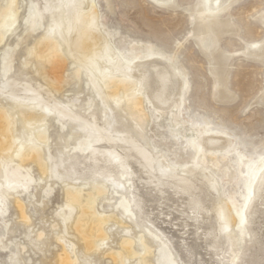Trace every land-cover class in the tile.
<instances>
[{"label":"bare ground","instance_id":"obj_1","mask_svg":"<svg viewBox=\"0 0 264 264\" xmlns=\"http://www.w3.org/2000/svg\"><path fill=\"white\" fill-rule=\"evenodd\" d=\"M18 1L0 0V41L18 20ZM220 2L223 3L224 0ZM217 8V0L195 2L190 22L197 21L196 25L200 28L197 35H193L198 38L194 41L200 49L204 47L199 40L203 29H206V34L220 31L219 23L209 21L223 14ZM30 9L31 12L40 14V18L37 16L30 19L33 24L31 27L46 15L49 16V26L44 29V36L30 49L37 52L35 69L48 85L59 90L67 83L70 76L65 74L66 62L67 57L72 58L76 64V75L80 70L87 72L91 85L105 108L110 107V102L116 109L123 108L124 103L127 115L135 122L138 132L144 126L149 110L153 111L155 119L167 111L168 119H171L168 133L177 141L179 137L184 138L185 147L190 149L193 158L199 154L201 157L209 154L216 163L227 160L234 175L241 177L245 197L249 198L250 193H257L256 197L258 196L261 184L264 183V159L260 154L253 158L238 150L236 146L227 143L228 136L223 130L214 132L210 129L209 122L194 124L187 120L190 128L186 135L179 133L185 124L180 120L179 114L184 110L182 103L186 94L183 80L176 76L177 70L155 50L153 44L136 42L132 46L127 42L128 47L114 45L110 39L114 35L98 19L99 13L94 0H36V4ZM205 20L208 23L204 24ZM225 34L231 35L226 31ZM252 43L259 44L257 41ZM258 51V48L245 42L242 54L254 57L253 54ZM214 52L215 55L209 53L206 57L213 61L211 66L218 70L223 63L228 64L231 53H226L222 48L218 51L215 49ZM31 54L32 52L27 55ZM6 63L9 67L10 59ZM213 79L212 87L217 95L221 84L214 75ZM97 82H102V85H97ZM38 88L31 82L18 78H12L0 87V96L9 101L8 106H0V217L6 212L3 200L18 193L17 188L23 187L30 177L27 168L15 159L19 158V162L34 160L44 174L48 172V176L68 183L65 192L69 215L62 214L64 220L69 219L75 213L74 205L78 208L73 227L83 241L84 250L88 252L77 251L75 254L73 249H65L56 264H79L78 258L89 261L85 256L100 248L108 239L111 229L109 226L112 224L100 218L96 210V197L105 193L107 183L121 188V178H125L127 182L126 194L133 210L143 222L149 223L164 237L174 254L173 260L176 259L178 264H212L206 254H224L227 250L226 239L230 237L226 232L235 222L227 201L212 203L203 198L201 187L185 175L173 173L174 168L167 169L165 159L133 140L125 130L115 128L113 123L116 121L110 120L112 123L100 127L95 114L88 113L85 117L75 115L67 106L50 99ZM224 89L220 91L221 94ZM174 109L177 110L176 113L173 112ZM51 114L57 115L68 126L70 137L87 136L88 143L81 145H85L88 150L85 158L90 163L86 169L91 174L84 175L80 170L76 171L72 162L68 161L70 158L62 151L66 148V141L54 155L46 153L37 145V141L43 145L48 140V135L33 131L32 128L46 125L47 117ZM203 171L206 177L211 178L209 173ZM91 176L95 177L92 182H100L91 186L88 192L79 189L83 185L78 183L79 180L84 181ZM216 183L217 181H211L210 186L216 189ZM18 207L24 215V206L18 203ZM246 213V218H249L250 213ZM24 218L29 221L27 217ZM259 222L261 227L264 226V219L259 218ZM246 224H251L250 219H247ZM249 231H253L255 235L253 245L248 244L247 247L250 251L247 261L252 263L257 243H264V227L262 230L252 228ZM64 244L69 246L70 242L64 240ZM132 245L133 242L123 240L120 246L124 251L110 256L120 264H125L124 260L128 256L136 255ZM144 264L151 263L145 261Z\"/></svg>","mask_w":264,"mask_h":264},{"label":"rangeland","instance_id":"obj_2","mask_svg":"<svg viewBox=\"0 0 264 264\" xmlns=\"http://www.w3.org/2000/svg\"><path fill=\"white\" fill-rule=\"evenodd\" d=\"M94 1L99 13L98 19L103 21L109 32L113 33L114 36H110V39L114 45L119 47H128L127 42L132 46L136 42H141L171 49L175 39L179 38L185 30L188 31L191 43L183 51L182 57L185 72L189 73L193 88L185 94L182 103L184 110L179 113L180 120L185 122L180 131L178 130L182 136H185L190 128L187 120L194 124L209 122V128L214 132L224 131L221 126L224 122L237 129L251 132L257 137L264 134V113L261 112L259 102L261 71L259 61L242 54L245 42L248 41L220 32L218 49L222 48L226 53H231V56L227 65L225 63L221 65L222 68L217 70L215 66H211L213 61L206 56L214 53L215 48L211 44L214 32L206 34V29H203V34L199 36L200 43L202 41L204 47L208 49V54L205 55L195 43L198 38L193 36L197 35L200 29L196 25L197 21L190 22L197 0H181L182 8L179 12L157 9L151 0ZM35 4L36 0L18 1L16 6L18 20L0 41V87L12 78L26 80L31 82L35 88L39 87L38 90L43 91L42 94L67 106L75 115L85 117L88 113L95 114L99 119L98 126L100 127L106 123H112L110 120L116 121L113 123L115 128L125 130L133 140L140 142L145 148L165 159L167 169L174 168L173 173L185 175L201 187L203 198L212 203L227 201L230 204L235 222L226 232V235L230 236L228 240L226 239L227 250L221 256L206 254L209 262L212 264H244L245 262V264H264V243H257L255 259L252 263L247 261L250 252L247 247L253 245L255 239L253 231L250 232L249 229L254 228L257 231L264 227L263 225L261 227V222H259V218L264 219V202L261 201L259 194L256 197L257 193H250L249 198L245 197L241 177L234 175L227 160H220L216 163L209 154L202 157L199 154L193 158L190 149L185 147V139L179 137L178 141L174 140L168 133V124L171 119H168L167 111L155 119L152 116L153 111L149 110L145 124L138 132L135 122L127 115L124 103L123 108L116 109L112 102L109 108H105L100 97L96 95L87 72L80 70V73L76 75V64L70 57H67L65 68V74L69 75L70 79L59 90L48 85L41 74L36 72L38 54L30 49L40 37L44 36V29L49 26V16L46 15L38 20L34 27H31L33 24L30 19L37 16L40 18L38 12V14L31 12L30 7ZM260 4L261 0H236L233 3L234 9H230L233 11V19L240 18L242 21H248L250 14L257 13ZM35 9L37 10L36 7ZM209 21L218 23L217 18ZM251 22L256 26L250 30L248 35L259 37L258 23L255 20ZM206 23L208 20H205L204 24ZM195 26L197 27L194 29ZM254 41L259 42V40ZM63 49L65 50V46ZM30 52H32L31 56L27 55ZM25 57H27L29 67L21 72L20 67ZM9 59L11 64L8 67L6 62ZM213 75L221 84L217 95L212 87ZM96 84L102 85V82ZM225 85L226 89H232L238 97H241V104L245 101L255 103L254 118H242L240 105H224L218 102L217 98L221 95L220 91L225 88ZM3 97L0 96L1 107L9 102ZM176 111L174 109L173 112L176 113ZM154 115L158 116L157 113ZM15 126L18 127V124L15 123ZM32 130L48 135V140L43 145L40 141H37V145L50 155L56 154V151L61 149L60 146H63L66 141V148L62 151L70 158L68 161L72 162L76 171L80 170L84 175L91 174L86 169L90 163L85 158L88 150L85 145H81V143H88L87 136L70 137L68 126L55 114L47 117L46 125L43 127L36 125ZM232 146L235 144L233 143ZM237 148L253 158L259 154L254 150ZM1 159L2 155H0ZM15 160L27 168L30 177L23 187L17 188L18 193L3 200L6 212L0 217V264H6L10 258H18L26 261L27 264H56L59 257L63 256L66 251L65 249H73L75 254L77 251L85 253L83 241L80 240L73 227L75 218L78 216V208L74 205L75 213L70 215L69 219L64 220L62 214L69 215L65 192L68 183L48 176V172L44 174L34 160L20 161L21 163L19 158ZM203 170L209 173L211 178L206 177ZM92 180H95V177L91 176L84 181L79 180L78 183L83 184L79 189L88 192L91 186L100 182V180L97 182H92ZM211 181H217L216 189L210 186ZM120 182L123 185L121 188L107 183L105 193L96 197V210L100 218L112 225L109 226L111 229L108 239L102 243L100 248L90 251V254L85 257L94 264H120L110 255L115 256L124 251L120 246L121 242L129 240L133 242L132 249L136 255L128 256L124 260L125 264H144L145 261L151 264H178L176 259L173 260L174 254L164 237L149 223L143 222L133 210L126 194L128 188L125 178H121ZM18 203L24 206V215ZM246 211L250 213L249 218H246L248 215ZM24 217H27L29 221ZM247 219L251 221L249 226L246 224ZM64 240H68L70 245H65ZM78 261L79 264L84 262L81 258H78Z\"/></svg>","mask_w":264,"mask_h":264},{"label":"snow or ice","instance_id":"obj_3","mask_svg":"<svg viewBox=\"0 0 264 264\" xmlns=\"http://www.w3.org/2000/svg\"><path fill=\"white\" fill-rule=\"evenodd\" d=\"M217 11L222 12L217 20L219 23L220 31H214L211 44L213 48L218 49V41L220 32H230L234 36H238L243 40L248 41L249 45L253 48H258V53L253 54L254 58L258 59L261 71H260V87H259V102L261 112L264 113V0H261L260 8L256 14H250L248 21H242L240 18L233 19L234 9L233 0H224L223 3L217 0ZM153 6L157 9H166L167 11L179 12L182 8L181 0H154ZM195 20V17H193ZM255 20L260 27V36H249L250 30L254 29L256 25L251 21ZM254 40H259V44L252 43ZM191 43V37L188 31L177 39H175L171 49H164L155 45V50L158 51L164 58L168 59L172 65V68L177 70L176 76L183 80V87L185 93L193 88L192 79L188 72H185V64L183 62L182 53ZM199 47V45H198ZM201 51L204 54H208L207 47H202ZM216 53L214 52L213 55ZM29 67L27 57L20 67V71L23 72L25 68ZM179 83V80L177 81ZM218 102L224 105H240V116L244 119L254 118L253 110L255 108L254 102L245 101L240 103L241 97L237 96V93L232 89H226L218 98ZM214 119L216 117H213ZM221 121V120H220ZM222 122V121H221ZM222 128L225 135L228 136L227 143L235 144L236 147L243 148L245 150H254L258 152L262 159H264V134L257 137L251 132L237 129L229 124L222 122ZM59 134V133H58ZM259 196L262 202H264V183L261 184ZM0 210H2V200H0ZM6 264H27L26 261H22L18 258H10ZM83 264H94L93 261H84Z\"/></svg>","mask_w":264,"mask_h":264}]
</instances>
